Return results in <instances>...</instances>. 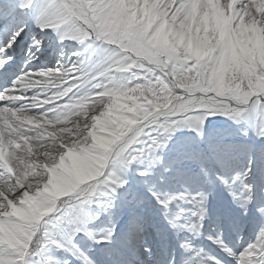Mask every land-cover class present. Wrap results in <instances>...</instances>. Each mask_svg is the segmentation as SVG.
<instances>
[{
  "label": "snow or ice",
  "instance_id": "6c2138e0",
  "mask_svg": "<svg viewBox=\"0 0 264 264\" xmlns=\"http://www.w3.org/2000/svg\"><path fill=\"white\" fill-rule=\"evenodd\" d=\"M233 135L264 143V0H0V264H264Z\"/></svg>",
  "mask_w": 264,
  "mask_h": 264
},
{
  "label": "rangeland",
  "instance_id": "374dc122",
  "mask_svg": "<svg viewBox=\"0 0 264 264\" xmlns=\"http://www.w3.org/2000/svg\"><path fill=\"white\" fill-rule=\"evenodd\" d=\"M217 120L223 121L224 117H217ZM226 127L227 124H222ZM215 128L210 131L213 132ZM213 134V133H211ZM227 139H235L246 143L250 151L238 153V159L235 161L237 168H243L248 164L249 160L255 162V175L252 183L255 188L258 199L264 198V143L260 142L258 137L245 138L239 135L227 137ZM210 216L215 219L217 214L222 215L225 220H234L240 225V234L244 237L245 242L253 240L257 231V225L260 223L259 213L255 205H250L249 214L241 215V210L232 202L231 197L227 192L217 195L215 198H210ZM205 243H208L205 241Z\"/></svg>",
  "mask_w": 264,
  "mask_h": 264
},
{
  "label": "crops",
  "instance_id": "0c3cea01",
  "mask_svg": "<svg viewBox=\"0 0 264 264\" xmlns=\"http://www.w3.org/2000/svg\"><path fill=\"white\" fill-rule=\"evenodd\" d=\"M225 119V118H224ZM227 129V125L226 127H223V125H217L215 127V130H213V132L210 131V133L216 134V133H221L223 131H225ZM188 133H184V135H187Z\"/></svg>",
  "mask_w": 264,
  "mask_h": 264
}]
</instances>
